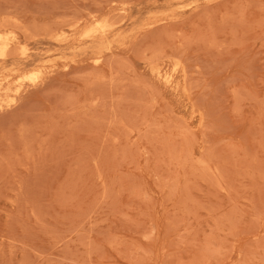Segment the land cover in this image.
Wrapping results in <instances>:
<instances>
[{"label":"rangeland","instance_id":"1","mask_svg":"<svg viewBox=\"0 0 264 264\" xmlns=\"http://www.w3.org/2000/svg\"><path fill=\"white\" fill-rule=\"evenodd\" d=\"M0 33V264H264V0H0Z\"/></svg>","mask_w":264,"mask_h":264},{"label":"bare ground","instance_id":"2","mask_svg":"<svg viewBox=\"0 0 264 264\" xmlns=\"http://www.w3.org/2000/svg\"><path fill=\"white\" fill-rule=\"evenodd\" d=\"M97 21V20H96ZM103 21L104 20H102V23H103ZM106 21V20H105ZM110 21V20H109ZM98 24V23H97ZM110 24H111V22H110ZM90 26V25H89ZM100 26V25H99ZM104 26H108V25H106L105 23H103L102 24V26H100V27H104ZM109 26H111V25H109ZM115 27V26H114ZM93 28H95V27H93ZM98 28V27H97ZM97 28H95V30L97 29ZM111 28V27H110ZM100 30H102V28L100 29ZM110 30V29H109ZM92 31H94L93 29H89L88 30V33H90V32H92ZM97 31H99L98 29H97ZM105 31V30H104ZM102 33H104L103 31H101ZM110 32V31H109ZM32 33V32H31ZM101 33V34H102ZM107 33H108V30H107ZM4 34V33H3ZM98 35H99V33H97ZM5 35V34H4ZM4 35H2L1 33H0V56H5L7 53H8V51H7V49H8V43H7V37L6 36H4ZM89 35V34H88ZM115 35V34H114ZM27 36V35H26ZM103 36V35H102ZM105 36H106V34H105ZM65 37V36H64ZM144 37H145V35H144ZM148 37V36H147ZM17 48L18 49H20L19 51H23L24 50V47L23 46H19V47H15L13 50H11L12 52L13 51H17ZM10 50V49H9ZM20 55V54H19ZM7 56V55H6ZM156 67V66H155ZM155 67H154V70H155ZM157 69H158V67H157ZM156 69V70H157ZM156 70H155V72H156ZM158 71H160V69H158ZM32 74L31 75H29L30 76V78L31 79H33V80H36V78H35V76L37 75L36 73H37V71H36V73H33V72H31ZM165 75V74H164ZM25 76V75H24ZM169 77L170 76H168V75H165L164 76V78H165V80L167 81V82H169L170 81V79L172 78H170L169 79ZM35 78V79H34ZM174 78V77H173ZM38 79V78H37ZM186 79V78H185ZM32 81V80H31ZM32 82H35V81H32ZM1 84V83H0ZM3 84V83H2ZM10 84V83H9ZM11 85V84H10ZM20 85V84H19ZM4 88V87H3ZM7 88H9V85H7ZM12 88V87H11ZM18 87H16V89H17ZM21 88V87H20ZM5 89V88H4ZM19 89V88H18ZM9 90V89H8ZM0 91H1V89H0ZM5 91H6V89H5ZM3 92V91H2ZM14 93H15V91H13ZM17 92H19L18 90H17ZM5 94V93H4ZM6 94H7V91H6ZM5 94V95H6ZM21 96V95H20ZM0 97H1V95H0ZM10 97V96H9ZM13 99V98H12ZM13 102V101H12ZM0 106L2 107V103H0ZM34 157V156H33ZM22 187V186H21Z\"/></svg>","mask_w":264,"mask_h":264}]
</instances>
